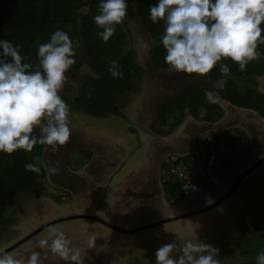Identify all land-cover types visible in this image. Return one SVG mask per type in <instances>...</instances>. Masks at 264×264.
<instances>
[{"label": "clouds", "instance_id": "clouds-1", "mask_svg": "<svg viewBox=\"0 0 264 264\" xmlns=\"http://www.w3.org/2000/svg\"><path fill=\"white\" fill-rule=\"evenodd\" d=\"M127 10V0H100L98 14L94 15L92 19L98 29H101L97 32V36L103 42L107 43L114 35L116 26L124 21ZM148 11L149 19L152 23L164 22L160 43L165 50L163 60L169 72L184 73L187 75L195 74L203 77L219 65L220 73L227 75L230 69L226 63H221L222 60L231 59L238 65L239 70L243 72L246 70L249 62L259 59L261 55L257 51V48L258 44H264V35H262L264 33V27H262V24H264V0H155L149 6ZM19 49V44H13L9 39L0 38V152L11 155L17 150H24L30 153L38 144L51 146L55 152L61 146H64L72 135V129L69 126V106L62 99L60 90L67 79L66 73L76 62L73 40L68 32L59 28L56 29L51 33L47 42L37 45L36 58L38 63L35 66L32 63L25 62L27 58L21 55ZM107 71L113 78L123 76V72L120 70L118 62L115 59L110 61ZM258 76H264V74ZM214 84L219 85L221 82ZM253 88L264 93L262 88ZM205 96L209 103H216L217 100L223 99L217 92L214 94L210 90L206 91ZM259 116L261 115L259 114ZM261 121L264 123L263 120ZM228 127H221L217 131L222 134ZM37 128L39 129V135L34 134ZM135 128L137 129V127ZM101 130L104 132L103 129ZM204 130L203 134L206 133ZM249 134L247 136L250 139L252 138L251 132ZM247 136L237 139L236 148H226L223 145L225 138H222L219 149L214 150L215 146L212 144V137L209 135L207 139L211 143V147L208 149V152L204 149L202 140H199L193 148H188V151L182 152L183 154H178L176 156L177 159L180 156L191 155V160H193L188 169L182 168V164L176 166V172L178 174L179 172L184 173L182 177L178 175L179 179L185 180L182 187L183 193L184 186L186 184L191 185L189 195L184 194L182 200L186 197L194 198L198 195L205 196L208 192L204 187V182L218 187L223 184L224 180H229L231 177V183L233 178L237 176L239 178L248 169L261 161V159L253 161L243 159L242 155L247 153V150L252 144L251 139L250 143L248 145L246 144ZM102 137L99 136V138ZM147 137L148 135H145V137L142 136L145 139ZM142 138L140 140H143ZM200 147L204 156L201 165V159L199 158ZM84 150L91 151L92 157L90 160H93V151L90 148L83 147L79 152L81 153ZM236 151H239L238 156L234 155ZM212 152L215 155L214 170L219 176L217 183L210 180L206 169L208 155ZM259 154H261V151L258 152ZM135 155L145 157V150L143 148L142 150L139 149ZM172 155L175 156L174 152H169L164 157L167 159V157ZM165 159L163 158L161 160L162 164L160 163V168L158 169L161 184V177H163L165 172L162 168ZM247 161L249 162L247 163ZM88 162L84 163L88 164ZM174 166H171V168H174ZM25 170L39 174L41 168L35 163L28 162L25 164ZM49 171L55 174L59 171V168L54 165L49 168ZM47 177L48 175H46V192L48 196L50 195L51 198L60 199L61 202L68 200L72 202L74 197L77 207L80 203V197H78L80 191H77L76 187L73 188L72 193L75 196L72 194V198L66 194L57 196L58 189L67 188L71 191V185L63 184L60 181L56 182L54 178L52 180ZM236 181L234 180L229 185L230 188L225 195L230 191ZM103 190H105L103 187H99L95 194L98 193L100 195ZM225 199L215 204V206L221 204ZM170 203L175 204L174 202ZM213 203H204L195 210L203 209ZM88 208L91 209V205H88ZM93 208L98 207L95 205ZM77 209L80 208L77 207ZM82 212V210H75L71 216L55 219L50 224L54 221L59 222V220L76 218L89 219L107 225L105 223L107 221H103L96 214L89 213V211H84V214ZM162 220L164 219L160 221ZM157 222L159 220L142 223V225ZM42 227L45 228L46 226ZM42 227L33 232L30 231L19 242H28L31 237L34 238L40 233L43 229ZM138 228L140 227L123 229L135 230ZM48 231V238L36 239L37 248L50 251L59 260L64 261L65 264H85V260L80 253L79 245L74 244L64 231L55 227H50ZM30 234L33 235L29 239L24 240ZM176 239L182 238L177 237ZM95 241L96 238L89 235L86 242L87 248H94ZM176 248L177 244L175 240L161 244L155 251L154 264H220L218 259L220 250L199 239H182V243L179 246L180 254L178 256L173 255V251ZM40 257V251H31L26 261H22L21 259L15 258L9 250L0 251V264H40ZM255 264H264V250L257 253Z\"/></svg>", "mask_w": 264, "mask_h": 264}, {"label": "rangeland", "instance_id": "rangeland-1", "mask_svg": "<svg viewBox=\"0 0 264 264\" xmlns=\"http://www.w3.org/2000/svg\"><path fill=\"white\" fill-rule=\"evenodd\" d=\"M95 7L98 8V5H95ZM123 28L127 34L131 35V46L137 52L140 62L142 65L146 64L147 69L149 68L142 74L137 92L127 96L129 104L124 106L125 110H123V112L127 111L126 113L129 115V118L125 116L126 119L124 115L96 118L81 111L68 113L69 126L72 129L70 140L55 152L52 150L51 146L44 145L43 164L49 179L51 178L52 180L55 179L56 182H62V177L67 176L66 178L68 181L81 182L80 179H84L86 174L91 175L92 173L94 179L98 177L97 171H99L103 165L112 168L114 166L117 168L119 165H122L125 166L124 170L126 168L130 169V173L125 178L117 174L116 180H119V183L121 181L119 188L123 184L122 189H125L127 183L134 184V182H136L134 179L140 177V173H142L143 170L142 166L147 164L148 160H154L151 158L153 154H149L150 149H147V147L149 148L151 146L155 148L156 144L148 142L149 136L147 139L141 137L143 140L139 139L141 142L139 144H136L139 141L137 138L131 140L129 122H131V125H136L139 132L141 131L140 134L142 133V136L149 135L146 134L147 132L145 133L142 128H149L150 123H152L149 119L155 112V106L175 96V93H172L171 90H167L166 85H169L171 79L184 82L185 78L177 72L150 69L152 66L149 54L150 41L143 31L142 25L137 20L127 19V23ZM72 40L75 47L79 49L81 46L80 38L72 37ZM84 71L85 68L79 73H83ZM66 76L67 79L60 93L72 96L79 95L82 80L81 74H73L68 70ZM240 82L243 85H250L264 90V76L251 77L243 79ZM188 83L189 85L199 84L208 91H212L214 94L217 92L221 97H223V94L227 92V88L231 85V83H227V81H222L219 85L208 84V82L202 80H189ZM181 85L184 86L185 84L182 83ZM179 88H181V86H179L178 89ZM175 92L177 93V91ZM130 107L131 110L128 111ZM131 120L135 123H132ZM185 121L186 119L183 120L178 129H175L168 135L166 134L163 140L175 137L184 139L189 133H183V129L188 126L187 124L182 126ZM223 121L224 123H222L223 125L225 124V128L234 124L246 126L248 129L249 126H251L253 130H251V136L254 139H251L252 144L250 145V149L256 147L257 154L261 151L262 155L259 154L257 159L262 160L264 157V123L260 121L257 116L255 118L252 116V113L248 110L244 111V109L241 111L235 110L233 112H228ZM215 123H220V120ZM94 125L99 130L100 128L103 129L109 138L112 139L110 140L111 142L105 138H99V135L97 136L93 131ZM90 129L91 131L89 132ZM203 129L205 128L203 124H201V130ZM157 130L158 129H156V132ZM211 132L212 131H207L203 134L202 141L204 144L205 138L211 135ZM113 140L119 141L123 145L125 151L120 144ZM134 141H136V143ZM146 142L148 143L147 147L144 146ZM249 143L250 139L248 137L246 144L248 145ZM196 144L197 140L195 139L194 145ZM81 147L94 148V158L85 166V156L78 152ZM136 148L140 150L144 148V159L140 158L142 157L141 155H135L137 151ZM226 148L231 147L226 146ZM239 151H236L234 155L238 156ZM124 154H126V156ZM174 154L175 156H169L167 159L163 157L165 159L163 161L164 170H166L168 165L179 163L176 156L181 153L174 152ZM122 155H124V158ZM59 159L65 162L68 160L70 161L71 164L67 167L69 172L62 169V162L57 163ZM91 161L93 163L88 167ZM248 162L249 161H247V163ZM80 163L81 167L76 168V164ZM261 164V166L252 173H249L240 182L235 192L225 200L226 202H222L214 208L203 212L195 209L201 207L204 202L210 203L212 200H215L214 198L216 196L206 198L203 197L204 195H198L194 198L186 197L173 205L166 201L165 197L164 199L158 198L157 193H155L152 197L148 196V198H152L156 201L155 206L158 211L155 212L154 203L150 207V202L153 200L150 199L147 202L146 196L141 198L137 191L136 195L131 199V202H129L130 205L127 200V198L129 199L130 197L129 195L125 194V196L119 197L118 199V196L114 194L115 192L111 191L107 195L110 201L116 202L112 204L113 206L107 207L108 210H111L110 212L108 210H102V207L85 209V211L96 214L114 226L116 225L128 229L138 226L142 227V223L156 220L160 222L161 219L176 217L172 220L157 224L154 227L142 228L133 233L121 232L103 223H97L89 219L75 218L50 224V222L55 219L66 218L74 214L73 211L80 210L76 207L75 198L73 197L72 202H70V200L61 202L60 199L51 198L50 195L48 196L47 192L38 196L29 194L22 195L19 196L18 200L14 203L10 212V216L15 218L17 223L11 227H0V251L9 250L15 258L21 259L22 261H26L31 251H40V264H65L64 261L59 260L50 251L36 247V239L48 238L49 228L55 227L64 231L74 244L79 245L80 253L85 260V264H154L155 251L161 244L175 240L177 248L174 249L173 255L178 256L180 254L179 246L182 243V239H199L217 247L220 250L218 255L220 264H239L246 258L242 254V250L244 244H246L245 240L247 234H252L253 239L258 240L260 239V234L263 232L264 223L259 220L264 219V161ZM52 165L58 166L59 168V171L55 174L48 172L49 167ZM106 173L107 171L103 174L106 175ZM164 173L166 176V172ZM76 174L77 177L75 178ZM237 178L238 176L233 178L232 182L234 180L236 181ZM232 182L230 184H232ZM67 184L69 183H66V185ZM70 185L71 190H73L75 185L77 191H80L77 186L78 184H75V182ZM134 188L136 190L138 189L135 184ZM61 194H66L72 198L70 190L60 188L58 189L57 196ZM134 201L136 203L135 207ZM143 202L147 203L148 210L154 211L150 213L151 217L145 218L144 215H141L142 213L133 210V208H138L139 210L140 208L138 206ZM166 203H169V205ZM171 209L173 210L171 211ZM167 211L169 212L166 215L172 212L175 214L168 216L164 215V217L161 218L158 217L160 212ZM138 214H140L141 218L138 217ZM211 219H214V221ZM42 226L46 227L43 228ZM40 227L43 229L34 238L31 237L28 242L17 244L30 231L33 232ZM89 235L96 238L95 247L92 249L87 248L86 242ZM177 237L182 239H176Z\"/></svg>", "mask_w": 264, "mask_h": 264}, {"label": "trees", "instance_id": "trees-1", "mask_svg": "<svg viewBox=\"0 0 264 264\" xmlns=\"http://www.w3.org/2000/svg\"><path fill=\"white\" fill-rule=\"evenodd\" d=\"M99 2L100 0H0V38L19 44L21 55L27 58L25 62L35 66L38 63L37 45L47 42L56 29L68 32L71 38L79 37L81 46L77 49L74 44L76 62L69 70L82 76L80 94L72 96L60 93L69 106V113L81 111L96 118L123 116L124 106L128 104L127 96L139 88V79L145 71L137 52L131 46V35L127 34L123 26L127 19H135L142 25L150 41L152 67L154 70L164 71L167 70L163 60L165 50L160 43L164 22L154 24L149 19L148 9L155 0H127L128 10L124 21L116 26V32L105 43L97 36L101 29H98L92 19L98 14L95 5H99ZM257 51L261 54L259 59L249 62L243 72L231 59H224L221 63H226L230 69L227 75L220 73L219 65L203 77L180 74L185 79L202 80L208 84L222 81L231 83L221 98L232 106L256 111L264 117V93L240 82L264 74V44H258ZM114 59L123 72L120 78H113L107 71L110 61ZM83 68L85 71L79 73ZM205 93L204 87L192 84L181 89L176 96L158 103L157 119L153 125L158 129V135L165 139L166 134L178 129L188 115L206 123H215L224 117L223 105L219 102L209 103ZM34 134L39 135L38 128ZM210 136L214 150H217L222 138H225V147L236 148L237 139L247 134L245 130L234 127L222 134L212 131ZM203 147L207 152L211 147L207 138ZM81 154L85 155V162L92 157L89 150L81 151ZM43 156L44 145L39 144L30 153L24 150H17L11 155L0 152V227H11L17 223L10 212L19 196L46 193L47 172ZM177 160L179 163H175V166L168 165L164 170L166 176L164 173L163 179L161 177L165 198L172 203H177L184 197L182 187L185 180L179 179L178 173H173L171 166L175 169L182 164V168L188 169L193 162L191 155L180 156ZM28 162L37 164L41 168L40 173L26 171L25 164ZM77 165L81 163L76 164V168H80ZM259 221L264 223V219ZM245 241L242 254L246 258L239 264H255L257 253L264 250V227L260 239L254 240L252 234L248 233Z\"/></svg>", "mask_w": 264, "mask_h": 264}, {"label": "flooded vegetation", "instance_id": "flooded-vegetation-1", "mask_svg": "<svg viewBox=\"0 0 264 264\" xmlns=\"http://www.w3.org/2000/svg\"><path fill=\"white\" fill-rule=\"evenodd\" d=\"M143 66H144L145 70H148L149 69V68L147 69L146 64H143ZM150 69H153V67L151 66ZM140 80L141 79H139V82H140ZM190 81H195V80H190ZM188 82H189V79H184V82L174 81L173 79H171L169 81V85L167 84L166 87H167V90H171L172 93H175V96H176L177 93L181 89H183L184 87H188V86L191 85V84L189 85ZM182 83H184L185 85L182 86L181 85ZM179 86H181V88L178 89ZM137 90L134 91V92H137ZM175 91H177V93ZM206 91H208V90L205 88V92ZM134 92H132V93H134ZM218 99H220V98H218ZM217 102H219L221 105H223V107L226 108L227 112H231V111L233 112L235 110H237V111L238 110L239 111L243 110V109H239V108H237L235 106H232L230 103H228L226 100H223V99L222 100H217ZM157 106L158 105L155 106V112H154L153 116L149 119L150 122H152V123H150L149 128L148 127L147 128H145V127L142 128L145 131V133L147 132L146 134H149L148 135L149 136V141L148 142L149 143H152V144H156V147L155 148H152L150 146L148 148L147 147L148 146V143L147 142H146V145H144L145 147H147V149H150L149 154H151V155L153 154L151 158L154 159V160L153 161H149L148 160V163L147 164H144L142 166V169L143 170H142V173H140V177L134 179L136 181V182H134V184L138 187V189L136 190L134 188V184H132V183H127L125 189H122L123 184L119 188V186L121 185V181L119 183V180H116L117 174L118 175H121V176H124L123 178H125L130 173L129 172L130 169L126 168L124 170L125 166L119 165V167H117V168H115V166L113 167L115 169V171H114V169L112 167H105V165H103L102 168H100V170L97 169V170H99V171H97V173H98V177H99L100 180L98 179V177H95V179H94L92 177V173H91V175L86 174L85 177H84V179H80L81 182L74 181L75 184H78L77 186L80 189V194L78 193V197H80V203L77 205V207H79L80 210L83 211L82 212L83 214L85 213L84 212L85 209H87V210L89 209L88 208V205H91L92 208L95 205L97 207H100V208L102 207V210H104V211L108 210L107 209L108 206H113L112 204L115 203L116 201L115 202L110 201L109 196L107 195L111 191L112 192H115L114 194L116 196H118V199H119V197L125 196V194L129 195L130 196L129 199L127 198L128 204H129V202H131V199L133 198V196L136 195V191H137V193H139V195H140L141 198H143V197L146 196L147 202L150 199H152V198H148V196L152 197V195H154L155 193H157L158 198L164 199L165 193H164L163 185L161 184L160 179H159V175H158V169L160 168L159 165L161 163V159L167 153H169V152L182 153V152L188 151L189 150L188 148H193L195 139L197 141L203 139V130H201V124H203L204 122L201 121V120H196L191 115H188L187 116V120L188 121L186 120L185 121L186 123H184L182 125V126H184L185 124L188 125V126H186L185 129H183V133H188L189 132L188 135L184 139H182L181 137H175V138H171L170 137L171 139L163 140L158 135V132H156V129L157 128H154L153 127V125L156 123V119H157ZM152 108H153V106H152ZM130 110H131V107L129 108L128 111H130ZM226 110H225V113L227 115ZM244 111H247V110L245 109ZM126 112L127 111L123 112L124 117L125 116L126 117L129 116ZM225 118L226 117L224 115V117H222L220 119V123L217 124V128H216L217 130H220L221 127L222 128L225 127V124L223 125V123H224L223 120ZM262 120L264 121L263 117H262ZM131 121H132V123H135L133 120H131ZM129 124H130V128H129V130H130V132H129L130 139L131 140H134V138H137L139 140L142 137V133L140 134L141 131L139 132V130H137L135 128L136 127L135 124H134L135 126L134 125H131V122H129ZM204 124H203V126H204ZM90 131H91V129L89 130V132ZM93 131L96 133L97 136L98 135L99 136H103L102 138H105V139H107L109 141L112 140V139L109 138V136L105 132H103L101 129L99 130L95 125L93 127ZM143 137H145V136H143ZM194 137H195V139H194ZM250 139H252V138H250ZM247 140H248V138H247ZM113 141H115L116 143L120 144L121 147L124 149L123 145L119 141H116V140H113ZM134 142L136 143V141H134ZM139 143H141L140 140L136 144H139ZM81 148H83V147H81ZM90 149L92 151L94 150V148H90ZM136 150L138 151L139 149L136 148ZM124 151H125V149H124ZM128 151H129V149H128ZM78 152H79V150H78ZM124 155L126 156V154H124ZM124 155H122V157ZM242 157H243V159H250L252 161L253 160H256L258 158L257 148L256 147H253L252 149L249 148L247 150V153L244 154V155H242ZM140 158L141 159H144V156H142ZM86 161H90V160H86ZM57 162H62L63 164H65V165H63V164L61 165L62 166V169H64V171L65 170L68 171L67 167L71 164L69 160L67 162H65V161H62V160L59 159V160H57ZM92 163L93 162H90V165L88 167H90ZM85 165H86V163H84V166ZM77 166L78 167H81L80 165H77ZM105 170L107 171V176L105 174H103L105 172ZM48 172H50V171H48ZM66 177L67 176L62 177V183L63 184H66V183H69V185L70 184H74V182L72 180L68 181V179ZM76 177H77V174H76L75 178ZM230 180H231V177L229 178V180H224L223 181V184L221 186H218V187H214L211 184L204 182V187H205V189L207 190L208 193L205 196H203V197L206 198V197H210V196H216L217 198L215 197L216 199L214 198L215 199L214 201L218 200L223 195H225V193L229 190V188H230V186H229L230 185ZM99 187L100 188L103 187V189L105 188V190H103L102 191V194H100V195L98 193L95 194V192L99 189ZM73 188H75V185H74ZM65 189L68 190L67 188H65ZM72 191L73 190H71V193H72ZM233 193H234V191L229 195V197ZM72 194L75 196L74 193H72ZM95 196H100V197H95ZM229 197H227V198H229ZM114 200H115V198H114ZM225 200L223 202H226ZM166 201H168V200L166 199ZM214 201H212L210 203H213ZM155 202L156 201H154V200L152 202H150V207L154 203V207H155L154 211L157 212L158 209L155 206ZM110 203H111V205H110ZM169 203H166V204L169 205ZM210 203H208V204H210ZM134 204H135L134 205V207H135L136 206L135 201H134ZM138 207L140 208L139 210H138V208H136V209L133 208V210L134 211H138L139 213H142L141 215H144L145 218L151 217L150 213H153L154 212L153 210H148V207H147V203L146 202H143ZM172 210L173 209H171V211ZM108 211L110 212L111 210L109 209ZM169 211L162 212V213L160 212V214H158L159 215L158 217H160V218L161 217H164V215H166ZM175 211H176V209H175ZM173 214H175V213L172 212V213H170L168 215H173ZM168 215H166V216H168ZM138 217L141 218L140 214H138ZM212 221H214V219Z\"/></svg>", "mask_w": 264, "mask_h": 264}, {"label": "water", "instance_id": "water-1", "mask_svg": "<svg viewBox=\"0 0 264 264\" xmlns=\"http://www.w3.org/2000/svg\"><path fill=\"white\" fill-rule=\"evenodd\" d=\"M203 151H202V149H201V147H200V154H199V158L201 159V161H200V165L202 164V162H203ZM264 161V158L261 160V161H259L258 163H256L253 167H251L250 169H248L243 175H241L239 178H238V180L236 181V183L233 185V187L230 189V191L226 194V195H224L221 199H219L218 201H216L215 203H213L212 205H208V206H206V207H204L203 209H199L198 211H204V210H207V209H209V208H211V207H213V206H215V204H217V203H219L221 200H223V199H225L226 197H228L235 189H236V187H237V185L240 183V181L247 175V174H249L252 170H254L256 167H258L262 162ZM201 168V167H200ZM173 218H176V217H173ZM173 218H169V219H164V220H162V221H160V222H157V223H163V222H166V221H168V220H172ZM102 220V219H101ZM60 221V220H59ZM104 221V220H103ZM56 222H58V221H54V222H52V223H56ZM51 223V224H52ZM107 225H109V226H111V227H113V228H115V229H119V230H122V231H127V232H135V231H138L139 229H142V228H146V227H150V226H153V225H156L157 223H153V224H148V225H144V226H142V227H140V228H138V229H133V230H127V229H123V228H120V227H117V226H114V225H112V224H110V223H108V222H105ZM34 234V233H33ZM33 234H30L29 236H27L24 240H27V239H29ZM23 240V241H24ZM22 242V241H21ZM21 242H19V243H17V244H20Z\"/></svg>", "mask_w": 264, "mask_h": 264}, {"label": "built area", "instance_id": "built-area-1", "mask_svg": "<svg viewBox=\"0 0 264 264\" xmlns=\"http://www.w3.org/2000/svg\"><path fill=\"white\" fill-rule=\"evenodd\" d=\"M211 151H212V149H211ZM214 161H215V155H214V153L212 152V153H210V154L208 155L206 169H207L208 174H209V176H210V180H211L212 182H214V183H217V182L219 181V176H218V174H217V173L215 172V170H214ZM172 171H173V173H175V172H176V168H175V169L172 168ZM178 175H179L180 177H182V176H184V173H183V172H179ZM190 190H191V185H190V184H186V185L184 186V194H185V195H189Z\"/></svg>", "mask_w": 264, "mask_h": 264}, {"label": "crops", "instance_id": "crops-1", "mask_svg": "<svg viewBox=\"0 0 264 264\" xmlns=\"http://www.w3.org/2000/svg\"><path fill=\"white\" fill-rule=\"evenodd\" d=\"M225 110H226V108H225ZM226 112H227V110H226ZM249 112L250 113H252V116H254L255 118H256V116H257V118L261 121L262 120V117L261 116H259V114L257 113V112H255V111H251V110H249ZM228 113V112H227ZM227 115H226V113H225V117H226ZM216 124L217 123H205L204 125H205V130H204V132L206 131H217V127H216ZM236 126H230V127H238V128H241V129H243V130H245L246 131V134H249L250 132H252L253 130H252V128H251V126H249V129H248V127H246V126H243V125H239V124H235ZM229 128V127H228ZM252 130V131H251ZM262 155V154H261Z\"/></svg>", "mask_w": 264, "mask_h": 264}]
</instances>
